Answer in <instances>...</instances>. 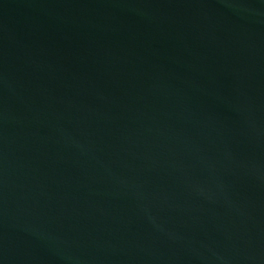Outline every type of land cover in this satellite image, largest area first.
<instances>
[{"label": "water", "instance_id": "water-1", "mask_svg": "<svg viewBox=\"0 0 264 264\" xmlns=\"http://www.w3.org/2000/svg\"><path fill=\"white\" fill-rule=\"evenodd\" d=\"M0 264H264V0H0Z\"/></svg>", "mask_w": 264, "mask_h": 264}]
</instances>
